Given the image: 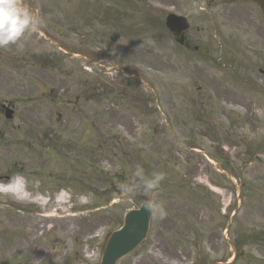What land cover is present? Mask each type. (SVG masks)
<instances>
[{"label":"rangeland","instance_id":"obj_1","mask_svg":"<svg viewBox=\"0 0 264 264\" xmlns=\"http://www.w3.org/2000/svg\"><path fill=\"white\" fill-rule=\"evenodd\" d=\"M93 1L95 0H73L72 3L66 7V9L73 7V3L76 7L77 3L81 4V7H84V3L90 4L86 8L85 16L92 18V22H98L95 19L96 7L98 3ZM101 1L102 5L105 7H111L112 10L116 12H119V8H123L124 6H135V4H138L137 0ZM151 2L160 4L162 6H168L169 4V0H151ZM179 5L184 7L182 4ZM176 10L179 11L177 9V5ZM219 10L222 11L223 9L220 8ZM230 14L233 15V18L236 22V27L242 31V36H240L239 39L240 42L247 44L245 26L247 24L254 25L255 22L260 21L257 7L247 0H238L235 4H233ZM200 25L203 26L202 22ZM238 29L236 31L238 34H240L241 31ZM156 31L159 36L164 37V35L160 34L162 33V30L157 29ZM65 32L66 31L62 33L58 32L59 34L53 35L51 32L45 31V34L61 39V35L66 36ZM75 33L77 34L76 37H73L72 34L69 35L71 38L66 42V47L71 51L83 53L87 50L86 43L91 44L94 41V33L77 31H75ZM82 37L83 40L80 39ZM117 47L120 48L119 51L117 50ZM117 47L115 48L116 51L123 52L124 55H122V59L124 61L138 60L150 64L157 69L164 67V54L162 55L161 62L155 57L147 56L148 54L146 53L139 54L136 52L138 49L136 47L128 49L127 47L121 45H117ZM15 49L21 50L24 54V56L21 55L15 62H6V54L0 56V69H4L5 71L7 69L10 73L8 76L3 74V70L0 71V95L6 98H17V93H22L23 87L29 89L30 85H32L29 83L30 79L33 81L35 79V83L38 82V79L28 74V70L31 69V65L44 61L47 62L46 66L49 69H59V66L55 67L52 66L51 63H48L52 54L51 48L48 47L45 42L39 39H35L31 43L20 44ZM24 60H26V62L24 64H20V62H23ZM66 68L67 67L62 66V70L65 73ZM68 71H70L72 80L80 77L78 65L76 67H69ZM52 75L53 73L48 74L49 78H45L43 75H41L42 79L39 78V83L41 81L40 85H42L40 87L42 92H47L48 88H51V86L55 85V83L56 86L61 84L60 87H62L61 81L54 79V82L51 80L53 79V77H51ZM238 75H242L253 84L258 83L259 80H264L253 70H242ZM109 78L115 79L117 81L116 75L113 73L109 75ZM98 79L100 78L96 77V75L92 77L83 75V82H86V85H88L85 87L84 91L88 93L89 86H96V80ZM162 83L163 81L157 82L159 88H162ZM216 85L215 89L218 91V97L214 100H224L229 104H232L234 100L237 103L243 104L245 107L243 110L248 108L247 106L252 109L258 107L257 103L252 99V95L255 90L254 87L245 86L241 88L239 85L232 87L223 86V84L222 86ZM47 99L48 97L38 103L18 102V104L15 105V115L12 122L8 123L7 125H3L0 121V161L8 160L11 167V172H17L23 177V187H25L26 191L32 197L36 198L41 194L45 197L49 196L52 200L54 197L52 194L54 192H56L60 187H67L69 189L68 191L73 196H70L69 193H67L66 196L71 197L72 202L76 201V195L84 196L87 197L88 201L95 203L99 211L93 210L85 217L79 216V218H75L70 221L45 222L39 218V215L34 213V210L36 209L33 206L30 205L34 208V210L28 209L29 207L17 205L13 200H8L10 199L8 195H1L0 233L6 234L5 225H8L10 228L9 234L12 237V244L20 243L21 240L19 239L18 234L26 233L28 234V237L23 242L24 244H26L28 247L39 245L44 257L52 258V261H56L59 257H63V251L67 250L66 252H70L72 247L76 250V248L80 249L79 246H92L91 243L93 242L96 234H98L102 229L101 228L95 232V222H100V219L103 218L105 221H103L104 223L102 226L106 227V232L109 233L118 226V223L126 210L138 206L139 202H137V199H139L140 196H142L143 199H148L151 197L150 195H144L142 191L138 192L135 198L122 196L116 189V182L121 181V175H118L115 178L111 177L110 179H107L105 183H97L95 187L89 188L86 191H82L81 187H78L77 185L90 184L94 179V175L91 173V171L79 163L81 158H83V153L77 148H73L70 151L63 146L58 145V143H54L52 145L50 139L51 135H46L44 133L45 130L51 129L53 133L60 134L63 138H78L84 134L90 136L92 145L94 146H99L97 145L96 140L101 133L105 135L114 134L117 138V141H121L120 149L114 150V153L116 156H118L116 160L104 158L101 155L99 156V153L94 151L92 146L89 145L88 139H86L87 148L89 149L90 155L98 159L99 167L105 169L119 167V161L121 163L120 166L127 167L125 163L133 161L136 158H139L140 160L149 164L151 168H153V164L159 166L156 158L153 155L143 150L138 151L139 148L134 146L131 141L132 139H135L136 141L140 140L142 145H150L148 147L149 149H153V146L155 145L153 150V153H155L157 149L156 144L159 143L161 146H164L167 137L158 131V127L155 129L152 128L156 135V139L153 142L150 135L145 132L146 130H141V128L135 122H133L130 117L119 112V110L116 109L117 106L115 104L108 111L104 108H96L92 110V107L96 103L91 104L88 100H85L76 102L74 104V108L73 104L70 103L65 105L64 108L61 107L58 109L55 108L56 106L54 104L47 102ZM171 104L174 106V113L179 119L183 118L186 109L190 108L187 100H181V98L171 100ZM66 108H68V110ZM193 108L196 109L197 114V107L194 106ZM228 108L230 109L231 106ZM226 113H228V111H226ZM259 113H261V111ZM208 116L214 119L222 120L218 109H216L215 112L208 114ZM0 120L2 119L0 118ZM260 120L256 124L254 118H246L243 121H239L232 117V126L239 127V125H241L245 127L244 129L247 132H251L254 135H259L262 131V123ZM84 122H86L85 126ZM157 122L158 121L155 123L156 126L158 124ZM132 123L134 127L131 126ZM222 129L226 130V132L230 130L228 126H222ZM218 130L220 131V127H218ZM51 137L54 139L53 136ZM222 139L223 141L227 142L228 134L226 136L222 134ZM36 141L38 142V145L34 144ZM245 146L246 145L234 135V145H232V147L237 149ZM52 149L59 151L61 154L68 155L71 159L67 160L65 163L60 156H55V158H53L48 163L44 154L46 152H51ZM110 156L114 158L112 153H110ZM195 162V169L187 172L186 174L193 180L198 181L201 179L200 168L198 167L201 162L199 159H195ZM128 168L129 172L126 176L130 177L132 170L130 167ZM203 170L205 171L206 168L204 167ZM160 172L164 174V179L161 181L160 187L157 190L158 193H160V190L164 188V182L166 179L165 171L161 170ZM177 175L178 174L175 170L168 173V177L171 178H174ZM105 185L109 187L108 193L106 195H99L98 191L101 192L103 190V186ZM161 194L163 206L167 209L173 208L182 213L184 212V208L187 207L186 203L190 204L191 207H196L195 204L184 201V199L179 195H172L168 190H165ZM16 206H19L21 209L24 208L22 214L17 215ZM243 211L240 212L239 215H242ZM62 213L63 211L60 212L57 217H61ZM26 214H32L33 216H25ZM6 215H11V217L6 219ZM173 215L175 216L174 221L177 225L180 214L174 212ZM11 219L25 220L28 223L24 224L20 222H8ZM241 220L242 219H240L239 223L235 224L234 228L236 235L248 233L249 231V225H242ZM216 221L217 219L213 220L211 225H213V223ZM35 223L40 225L38 230L37 224ZM252 241L257 243L258 237H253ZM245 247H247L249 250L253 249L259 253H264V250L261 249V247L264 248V244L254 245V243L248 242ZM214 248L217 249L218 247ZM74 256L75 254L73 252L71 254V258ZM128 260L129 259H126L124 264H133ZM144 264H149L148 260L145 259Z\"/></svg>","mask_w":264,"mask_h":264},{"label":"clouds","instance_id":"obj_2","mask_svg":"<svg viewBox=\"0 0 264 264\" xmlns=\"http://www.w3.org/2000/svg\"><path fill=\"white\" fill-rule=\"evenodd\" d=\"M43 23L39 14L24 5L21 0H0V48L17 44L26 34H40ZM163 179L162 172H153L146 176L144 168L137 165L131 179L126 177L124 181H117L116 189L128 198H135L140 191L146 196L150 195L151 198L144 201L143 208L150 214L158 212L163 217L166 210L162 203L154 199ZM22 180L20 176L10 178L7 184H0V193L15 197L17 194L12 188ZM81 199L86 201L87 197L82 196Z\"/></svg>","mask_w":264,"mask_h":264},{"label":"bare ground","instance_id":"obj_3","mask_svg":"<svg viewBox=\"0 0 264 264\" xmlns=\"http://www.w3.org/2000/svg\"><path fill=\"white\" fill-rule=\"evenodd\" d=\"M12 191H13V192H16V188H15V187H13V188H12Z\"/></svg>","mask_w":264,"mask_h":264}]
</instances>
